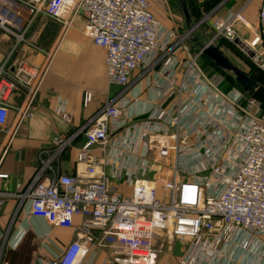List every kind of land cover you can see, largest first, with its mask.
Segmentation results:
<instances>
[{
    "label": "built area",
    "instance_id": "built-area-1",
    "mask_svg": "<svg viewBox=\"0 0 264 264\" xmlns=\"http://www.w3.org/2000/svg\"><path fill=\"white\" fill-rule=\"evenodd\" d=\"M258 2L255 35L260 50L249 48L232 28L234 20L246 26L241 12L218 18L214 30L215 37L239 40L264 72V0ZM80 13L85 16L84 35L105 53L108 84L125 89L134 72H144L166 56L156 86L162 102L173 96L177 62L169 55L171 33L149 0H0V28L21 42L30 21L40 14L65 29ZM198 55L183 64L184 96L175 106L163 109L161 103L136 121L123 117L125 105L106 104L85 132L76 159L79 175H57L39 155L37 173L19 195L28 215L60 228H74L75 216L84 219L77 239L57 248L44 264H96L93 257L103 248L110 253L101 264H155L158 239L189 242L187 256L178 264L233 263L227 256L231 249L249 243L264 253V114L250 97L241 105L237 89L220 92L194 67ZM0 86L2 131L10 109L5 89L19 86L25 91L18 120L31 118L39 77L25 68L6 75L0 70ZM90 99L86 93L84 103ZM53 142L58 150L64 146L58 138ZM93 147L103 151L100 162L91 161ZM168 159L170 168L162 165ZM2 161L0 156V168ZM149 170L173 171L160 182L149 177ZM186 171L188 177H178ZM120 185L130 193L119 192Z\"/></svg>",
    "mask_w": 264,
    "mask_h": 264
},
{
    "label": "crops",
    "instance_id": "crops-1",
    "mask_svg": "<svg viewBox=\"0 0 264 264\" xmlns=\"http://www.w3.org/2000/svg\"><path fill=\"white\" fill-rule=\"evenodd\" d=\"M196 2L204 8L210 5L207 10L211 14L225 16L241 12L246 26L257 33L258 0ZM28 19V14H25L24 23ZM84 25L83 13L65 29L59 22L40 14L30 21L21 42L0 28L2 73L14 74L19 68H25L39 77L38 90L29 108L31 118L18 120L17 110L22 109L27 99L21 87L13 86L3 93L10 109L7 124L0 131V156H3L0 174L6 175L0 178V264H44L57 248L77 239V226L84 220L75 216L74 228H60L28 215V205L19 195L37 173L39 155L49 161L57 175H79L82 168L76 159L85 141V132L94 125V117L106 104L125 105L123 117L140 121L159 104L162 103L163 109L175 106L184 96L180 93L184 68L177 50L172 53L177 62L174 94L166 102H162L164 97L159 100V88L156 86L159 62L144 72H134L125 89L108 84L104 69L105 53L84 35ZM191 49H194L192 45ZM211 81L220 92H226L219 89L220 78L214 76ZM86 93L91 95V99L84 103ZM60 112L67 118L63 119ZM120 134L123 135L124 131ZM54 138L64 143L60 150L53 142ZM90 156L91 161L100 162L103 151L93 147ZM162 165L170 168L172 159L165 160ZM118 191L129 194L130 188L120 185ZM178 241L182 245L189 244L188 241ZM169 244L171 248H167ZM249 245L253 252L251 258L244 248L231 249L234 252L227 256L234 262L229 264H264V253L259 251L258 244ZM187 250L188 246L174 248L169 242L162 252L160 250L159 262L155 264H178L186 258ZM109 253L106 248L97 250L94 262L101 264ZM222 261L220 259L215 264H222Z\"/></svg>",
    "mask_w": 264,
    "mask_h": 264
},
{
    "label": "rangeland",
    "instance_id": "rangeland-1",
    "mask_svg": "<svg viewBox=\"0 0 264 264\" xmlns=\"http://www.w3.org/2000/svg\"><path fill=\"white\" fill-rule=\"evenodd\" d=\"M150 6L158 20L162 23V25L166 28V30L171 33V50L169 51V55L171 56L174 51L177 50V56L180 57V62L183 64L188 62L194 58L198 52L196 50L191 49V43L189 41V36H187V29L184 24V19L179 7L177 0H149ZM197 2H192V14L191 20L193 24H197L200 22L199 26L194 29L195 35L199 37L200 40L205 42H211L212 45H215L221 53L237 68L243 71L246 75L258 81V83L264 84V72L260 69L258 64H256L250 56H248L247 52L242 49L241 46L236 44L235 42H228L222 37H215L214 23L220 17V15L211 14L207 8L201 7L196 8ZM244 17V16H243ZM255 24V22H254ZM253 24V25H254ZM232 28L235 30L237 35L245 42L249 48L254 50H260V45L258 42L257 36L251 30H249L244 23L241 21L234 20L232 23ZM256 28V25H254ZM165 54L163 53V56ZM166 56L162 57L159 60V69L161 67V63L165 60ZM195 66L198 67L204 76L211 79L216 76L220 78L221 83L219 85V89L221 91H228L229 89H237L242 94V99L240 101L241 105H245L248 101V96L241 91V89L234 83L233 77L229 72H226L219 68H213L212 65H206L202 60V55H198L194 61ZM218 87V86H217ZM264 114V107L260 105V115ZM154 158V157H153ZM170 160V159H168ZM173 170H149L148 175L150 178L159 177L160 182L168 180L171 178ZM191 171V170H190ZM201 173V172H200ZM189 172L186 171L184 173L178 174L179 178L188 177ZM186 240H184L185 242ZM172 242L174 248H181L189 246L190 244H181L177 239L173 240H156L155 243V263L159 262V253L160 250L166 248V245ZM169 246L167 248H171ZM243 247L244 244H239V247ZM245 252H247L248 258H251L252 251L248 246L244 247ZM249 253V254H248Z\"/></svg>",
    "mask_w": 264,
    "mask_h": 264
},
{
    "label": "water",
    "instance_id": "water-1",
    "mask_svg": "<svg viewBox=\"0 0 264 264\" xmlns=\"http://www.w3.org/2000/svg\"><path fill=\"white\" fill-rule=\"evenodd\" d=\"M177 2L187 29L186 35L189 36L192 48L197 49L199 55L207 57L214 67L229 72L233 77L234 83L241 91L264 107V86L234 66L215 45H212L211 42L200 40L194 33V29L199 26L200 22L193 24L187 0H177ZM235 43L242 47L239 40H236ZM246 52L250 57L253 55L252 52L248 50H246Z\"/></svg>",
    "mask_w": 264,
    "mask_h": 264
},
{
    "label": "trees",
    "instance_id": "trees-1",
    "mask_svg": "<svg viewBox=\"0 0 264 264\" xmlns=\"http://www.w3.org/2000/svg\"><path fill=\"white\" fill-rule=\"evenodd\" d=\"M196 2V0H192V2ZM217 1H219V0H217ZM187 4H188V7H189V12H190V16H191V14H192V6H191V0H187ZM209 6L210 5H208L207 6V9H209ZM200 8L201 9V7H203V6H200L199 4H197L196 5V8ZM206 8V7H205ZM202 60H203V62L206 64V65H212V67L213 68H216V67H214L213 66V64H212V62L207 58V57H205L204 55H202ZM258 82V81H257ZM260 84H262V83H260Z\"/></svg>",
    "mask_w": 264,
    "mask_h": 264
}]
</instances>
